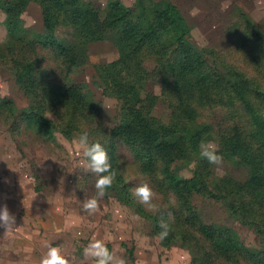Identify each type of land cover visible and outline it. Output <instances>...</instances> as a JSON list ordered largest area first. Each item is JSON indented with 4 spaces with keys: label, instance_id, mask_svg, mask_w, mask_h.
Wrapping results in <instances>:
<instances>
[{
    "label": "trees",
    "instance_id": "trees-1",
    "mask_svg": "<svg viewBox=\"0 0 264 264\" xmlns=\"http://www.w3.org/2000/svg\"><path fill=\"white\" fill-rule=\"evenodd\" d=\"M30 1L0 0L7 30L0 63L11 67L33 98V106L13 116L14 124L36 125L46 139L87 132L90 144L99 142L107 150L113 170L119 145H125L153 188L175 201L168 215L175 220L177 241L191 247L193 264H264V80L213 49L199 48L171 0H136L132 6L108 0L104 9L88 0H38L44 14L39 31L22 20ZM237 26L240 50L250 55L257 49L259 58L253 60L264 62V31L241 12ZM61 28L68 36L58 34ZM97 41L119 49V58L97 71V86L120 103L111 127L101 121V106L88 85L73 80ZM151 81L162 86L168 122L155 116L157 98L147 90ZM201 107L230 108L231 132L218 131L217 138L210 123L199 122ZM207 142H217L218 154L246 167L247 179L215 177L214 165L200 157V145ZM189 168L191 175H184ZM109 189L141 209L121 174ZM196 196L223 203L232 219L258 234L259 246L245 245L231 227L205 222ZM149 215L162 233L159 215Z\"/></svg>",
    "mask_w": 264,
    "mask_h": 264
},
{
    "label": "rangeland",
    "instance_id": "rangeland-1",
    "mask_svg": "<svg viewBox=\"0 0 264 264\" xmlns=\"http://www.w3.org/2000/svg\"><path fill=\"white\" fill-rule=\"evenodd\" d=\"M88 1L104 9L108 0ZM121 1L127 6L136 2ZM171 1L187 19L192 41L199 48L213 49L241 71L264 80L263 61L253 60L259 58L260 51L252 49L250 55H246L240 50L237 26L241 12L264 31V0ZM5 20L6 14L0 9V43L7 38ZM22 20L27 28L42 29L44 14L38 0L30 1ZM67 32V28H61L58 34L66 37ZM85 53L86 65L75 71L73 80L88 85L101 106V121L111 127L117 121L120 103L115 97L104 95L103 89L97 86V71L99 66L116 61L119 49L110 41H97ZM147 90L157 98L155 116L168 122L170 109L163 100L160 82L151 81ZM30 106H33L31 94L21 88L11 67L0 63V209L6 205L15 217V225L7 232L0 228V264H39L53 246L60 249L69 264H94L84 256V248L94 240L103 241L110 252L125 260V264H193L191 247L177 241L175 220L168 215L173 200L167 201L153 188L125 145H119L117 167L112 170L131 185L132 194L136 186L149 184L156 193L158 210H147L135 198L142 209L138 210L107 189L106 195L99 200V211L90 214L84 210L83 202L96 196L95 184L99 177L88 167V160L78 147L79 137L68 138L57 133L46 139L44 131L36 125L14 124L13 116ZM230 110L222 107L202 109L199 122L210 123L214 135L220 138L218 131L231 132ZM212 143L219 150L218 143ZM182 172L191 175L190 168ZM214 175H229L244 181L248 170L223 158L219 170L214 165ZM194 202L205 222L231 227L245 245L259 246L258 234L232 219L223 203L199 196ZM149 214H158L168 223L167 236H161L156 229L157 223Z\"/></svg>",
    "mask_w": 264,
    "mask_h": 264
},
{
    "label": "clouds",
    "instance_id": "clouds-1",
    "mask_svg": "<svg viewBox=\"0 0 264 264\" xmlns=\"http://www.w3.org/2000/svg\"><path fill=\"white\" fill-rule=\"evenodd\" d=\"M47 118V117H46ZM78 147L83 150V156L88 160V167L99 177L96 181V196L86 199L83 202V208L90 214L99 211V200L106 195L107 189L113 186L116 178V172L112 170L109 161V155L104 146L99 143L89 144V134L84 132L78 138ZM200 157L206 159L209 164L216 165L217 170L223 164V156L218 154L215 144L212 142L201 143ZM133 196L140 204L149 211H157L159 205L155 203L156 193L149 184L143 183L133 189ZM174 204L175 201L173 200ZM15 225V217L10 213L5 205L0 209V228L6 229V232ZM160 227L163 229L161 236H167L169 225L161 220ZM85 258L92 259L94 264H125V260L119 258L114 252H110L107 246L101 240H94L84 248ZM39 264H69L67 258L61 254L58 247H50L47 253L40 259Z\"/></svg>",
    "mask_w": 264,
    "mask_h": 264
}]
</instances>
